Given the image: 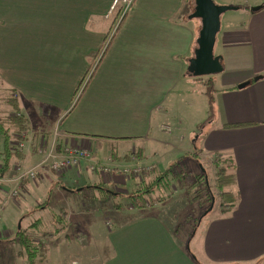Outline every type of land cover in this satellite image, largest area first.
<instances>
[{
  "label": "crops",
  "instance_id": "1",
  "mask_svg": "<svg viewBox=\"0 0 264 264\" xmlns=\"http://www.w3.org/2000/svg\"><path fill=\"white\" fill-rule=\"evenodd\" d=\"M119 1L0 0V84L16 98L18 115L25 116L23 122L12 121L17 129L9 130L7 143L0 133V167L7 171L1 176L11 180L0 182V195L20 193L17 206L0 210V229L6 210L12 232L21 228L24 213L36 215L37 221L49 213L44 205L36 207L48 199L45 188L51 179L58 198L76 202L86 189L108 184L120 194L154 181L177 158L193 152L163 136L173 130L164 122L172 119L179 127L191 120L200 133L195 139L198 168L217 159L234 164L231 189L239 196L234 207L204 212L194 221L186 209H164L175 196L182 195L184 204L189 201L184 193H175L144 208L129 205L110 212L100 242L91 238L88 211H80L84 223L72 221L69 235L63 236V229L53 238L69 237L83 264H94L100 255L102 264H249L264 259V7L251 10L264 0L224 1L239 4L234 6L242 21L233 26V15L228 17L218 53L224 70L203 77L188 72L201 27L189 17L194 0H133L123 21ZM195 79L202 80L203 90L191 88ZM208 79L215 88L214 116L199 129L209 117ZM243 83L247 85L239 88ZM35 117L55 119L59 150L79 145L91 148L94 159L104 164L152 169L128 177L94 173L82 165L55 175L45 166L39 180L12 181L18 167L28 170L41 159L37 137L42 130L35 128ZM205 217L210 218L200 229ZM35 229L33 225L30 231Z\"/></svg>",
  "mask_w": 264,
  "mask_h": 264
},
{
  "label": "rangeland",
  "instance_id": "2",
  "mask_svg": "<svg viewBox=\"0 0 264 264\" xmlns=\"http://www.w3.org/2000/svg\"><path fill=\"white\" fill-rule=\"evenodd\" d=\"M214 1L217 5H227L224 3L225 0H214ZM123 4L125 6L124 0H120L118 3V5H123ZM234 5H239V4H233L229 6L238 7ZM240 12H241L240 10L233 9V10H228L222 14L221 29L217 35V41H216L215 50H214L215 55H219L218 53H221L223 51L222 50V41H223L222 36L227 28L228 17L233 15V26H234L235 23L242 21V16H239ZM199 21L200 20L198 19H193V22H199ZM191 88L203 90L204 84L202 83L201 79H195L194 81H192ZM10 93L11 91H8L6 88H3L2 85L0 84V120L4 122V126L10 125L11 129L10 128L9 129L12 130L14 126L12 127L11 119H13V117H15V114L17 113L15 109L11 106V104H8L9 102L8 98L11 96ZM164 123L171 126L173 130H171L170 133L164 131L165 134L162 133L163 136L170 138V139L172 138L176 145L180 144L181 148L188 147L190 150L193 151L192 153H188L186 158H184L180 162V164L176 166L177 172L179 171L183 172L187 180L196 179L198 175H201L200 174L201 170L197 166V163H198L197 160L199 159V157L197 155L198 148L195 143V139L200 134L198 132L196 133V130H198L197 126H195L191 120L187 122L181 121V124L179 125V127H176L177 125L172 119H168V121H165ZM34 124L36 125L35 126L36 129L39 130L40 128L42 130V132L38 134V137H37L39 144L42 142V144L48 148L49 146L53 144V141H54L53 136H54V133L57 132L59 135L57 136L56 142H58V148H59L61 136H60V132L58 131L59 130L58 127L57 126L56 128L53 127L55 125L54 118L44 119V118L35 117ZM189 156H192V157H189ZM96 162H98V160H96ZM201 166H203L202 170L205 172L208 178L212 182H214V168H213L212 163L205 161ZM1 170H0V173H1ZM174 170L175 169L173 168V171ZM187 171H191L192 174H189ZM50 172H53V174L57 175L56 174L57 172H54L52 170ZM146 173L148 172H145L142 176L146 175ZM175 173L176 172H173L170 174L169 176L170 180H172V177L175 176ZM37 179L39 180V178ZM51 182L52 183H49L47 187L45 188L47 191H49V192H46L48 199H46L44 203L41 202L42 203L41 205L42 206L44 205V208L49 209V213H45L44 215H42L39 221L36 220V215L29 217V215L27 216L24 213L21 218L19 217V220H20L19 225H21L20 229H22L23 227L24 229L28 230V234L34 235L35 241H42L45 243L47 250H48L47 260L49 264H83V263H79V259L77 256V254L80 253V250L76 248V246L73 244L74 242H70L69 237L68 238L63 237V236L70 234L72 229L68 228L69 225L73 223L72 221L77 222V220L78 222L80 221V223H84L86 221L84 216L86 215L83 212L81 213L80 211H88L90 214V215L87 214L88 219L89 218L93 219V222L91 223L90 229H89L91 233V238H94V240H97L98 242H100L101 238H103V236L105 235L106 228H107L105 217L109 216L110 212L112 211L115 212L116 210H119V209L128 210L129 205H131L132 202H134V200L129 199L128 194L136 191L137 189L134 190L128 187L130 192L127 191V189L125 188V190H121L122 193L117 195V194L112 193L114 192L113 187H109V185L107 184L106 187L102 186L103 188L100 190L86 189L83 192V195L80 198V200L76 202L75 198L74 199L73 198L64 199L61 196H59L58 198L57 195L59 194L54 192V187L56 186V184L53 183L54 182L53 179H51ZM152 182H153V179L149 183L142 184L139 188L144 187L149 184L151 185L153 184ZM171 182L173 184H171V186H169L168 189L155 186V188H153V192L149 194V196L146 198L149 199L150 201L157 202V200L159 199L163 200L167 197H170L171 195H174L175 193L177 194L184 193L183 196H184V199L186 200L185 196H187V192L184 189H181L178 184H175V181H171ZM61 185L62 187L65 188V185L63 184ZM80 186L78 185V187ZM73 188H76V187L74 186ZM233 193H235L234 188H233ZM181 197L182 195L173 197L172 203H168L165 206L163 205L164 209L173 210L177 208V209H180V211L186 209V211L191 212L189 218L194 221H198V219L204 215L207 202H203L202 204V199H200L199 201L192 203L189 200L188 202L185 201V204H186L185 205L182 202ZM19 201L20 199L9 197L8 194L3 192V194L0 195V210L2 211V209H4L7 205L17 206L19 204ZM157 203H160V202H157ZM117 206L119 208H117ZM38 207L40 206H37L36 208ZM36 208L34 206L32 209L35 210ZM72 210H77V213L72 214L71 212ZM218 210H219V207L218 205H216L214 208V211L217 212ZM30 213L32 214L33 212H30ZM1 214H2L1 225L4 226L3 227L4 232L0 229L2 231L1 233L2 235H0V264H27V260L25 256L21 253L22 248L20 244L18 243V241L14 239L16 230L19 228L17 229L15 228L14 230L15 233L12 232L10 229V224H9L10 213L7 212L6 210L4 212H1ZM181 218H184V217L180 216V219ZM209 218L210 217L208 218L205 217L203 223L200 226V229L204 227L205 223L207 222ZM31 224L32 226L34 225L36 227L35 230L30 231V228L32 227ZM182 226L186 228V230L189 228V226H186L184 222ZM5 229H10V230L5 233ZM63 229H66V231H64L63 233L64 235L62 236V238L64 239L59 241L61 242L59 243L58 237L53 238V236L58 234ZM50 233H53V234L48 236L47 234H50ZM96 260L94 264H102L104 261V256L100 255L96 257ZM249 264H264V259L251 262Z\"/></svg>",
  "mask_w": 264,
  "mask_h": 264
},
{
  "label": "trees",
  "instance_id": "3",
  "mask_svg": "<svg viewBox=\"0 0 264 264\" xmlns=\"http://www.w3.org/2000/svg\"><path fill=\"white\" fill-rule=\"evenodd\" d=\"M125 17L126 14L124 15V18ZM124 18H122L121 21H123ZM95 70L96 68H94V70L91 72V74L87 77V79L83 82L82 86L79 88V91L77 93L78 94L77 100L73 105L74 107L77 104L83 92L85 91V89L87 88L88 83L91 80ZM205 87H206L205 94L207 95L209 100V117L203 123L198 125L199 129H201L214 116L215 88L213 86L212 79L207 80V82L205 83ZM12 100L14 102L11 103V106L15 109L17 114H15V117H13V119L11 120L12 121L19 120L20 122L25 121V116L18 115V106L15 103L16 98L13 95H11L8 98V101L11 102ZM14 129L17 128L15 127ZM8 130L5 129L4 122L0 120V133L3 135L6 143L8 142L10 137ZM186 156L187 154L177 158L165 171H163L161 174H159L156 177V179L152 182L153 184L146 185L128 194L129 199L134 200V202H132L131 205H134L135 207L138 208H144L147 207V205H154L157 202H161L162 201L161 199L155 202V201H150L146 197H148L149 194L153 192V188H155V186L168 189L169 186L173 184L171 181H175V184H178L181 189H184L187 192V196L192 203L199 201L200 199H202V204L203 202H207V206L204 211L205 213H209V211H212L216 205H218V207L221 208V211L223 212H227L232 207H234L239 200V196L233 193V190L231 189V187L234 186L235 184V177H234L235 175L233 172L234 164L232 168V163L230 159L228 158L217 159L212 161L213 162L212 165L214 168V182H212L202 169L200 171L201 175H198L197 178L194 180H187L183 172L180 171L177 172L176 166H178L180 162L184 158H186ZM7 164L8 161H5L6 166ZM4 167L5 166L3 165V169H2L3 173H1L2 175L7 172L6 169H4ZM173 168L175 169L174 171ZM173 172H176L175 176H173L172 180H170L169 176ZM187 172L189 174L192 173L191 171H187ZM98 188H102V187L98 186ZM83 189L84 188H80V190ZM112 193L117 194L115 192ZM42 207L43 206L40 205V208ZM117 208L119 207L117 206ZM52 234L53 233L47 235L49 236ZM14 239L18 241V243L20 244L22 248L21 253L25 256L27 260V264H49L47 260L48 250L45 243L42 241H35L34 235L28 234V230L19 229Z\"/></svg>",
  "mask_w": 264,
  "mask_h": 264
},
{
  "label": "built area",
  "instance_id": "4",
  "mask_svg": "<svg viewBox=\"0 0 264 264\" xmlns=\"http://www.w3.org/2000/svg\"><path fill=\"white\" fill-rule=\"evenodd\" d=\"M125 6L119 16L121 20L122 17L126 14L131 6L133 0H124ZM119 25V22L117 23ZM165 130H170V127L164 126ZM59 134L57 132L54 133V141L51 146L48 148L42 144V142L38 146V153L41 157L40 161L33 168L28 170H23L21 167L17 168L18 175L16 179H12V181L17 180L20 181L24 178H29L30 180H35L39 174V171L44 169L45 166L49 167L50 170L57 172L59 174L71 169V168H79L82 165H87V168L94 173H102L108 175H124V176H142L145 172H148L152 169V166H143V165H114V164H104L101 162H96L93 157V153L91 148H85L79 145H68L63 146L62 150L58 148L57 136ZM20 147L23 145L20 144ZM134 159V158H133ZM1 170V167H0ZM10 179H4L0 173V182H10ZM19 190H13L11 193L12 198L19 197ZM1 218V215H0Z\"/></svg>",
  "mask_w": 264,
  "mask_h": 264
},
{
  "label": "water",
  "instance_id": "5",
  "mask_svg": "<svg viewBox=\"0 0 264 264\" xmlns=\"http://www.w3.org/2000/svg\"><path fill=\"white\" fill-rule=\"evenodd\" d=\"M264 5L251 8L252 11L262 9ZM237 9L229 5H217L214 0H194V9L190 14L191 19H198L201 27L196 40L197 47L194 55L189 60L188 72L194 77L210 76L224 70L222 57L215 55L217 35L221 29V16L228 10ZM260 79V76L255 80ZM247 83L239 85L243 88ZM213 207V206H212Z\"/></svg>",
  "mask_w": 264,
  "mask_h": 264
}]
</instances>
